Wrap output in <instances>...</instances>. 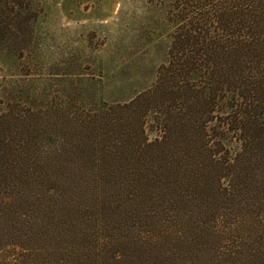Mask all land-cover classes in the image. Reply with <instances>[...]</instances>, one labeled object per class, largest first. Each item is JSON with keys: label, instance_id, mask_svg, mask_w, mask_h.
<instances>
[{"label": "trees", "instance_id": "1", "mask_svg": "<svg viewBox=\"0 0 264 264\" xmlns=\"http://www.w3.org/2000/svg\"><path fill=\"white\" fill-rule=\"evenodd\" d=\"M171 1L155 83L87 134L0 104V264H264V0Z\"/></svg>", "mask_w": 264, "mask_h": 264}, {"label": "rangeland", "instance_id": "2", "mask_svg": "<svg viewBox=\"0 0 264 264\" xmlns=\"http://www.w3.org/2000/svg\"><path fill=\"white\" fill-rule=\"evenodd\" d=\"M175 27L171 0H0V104L54 107L48 125L80 115L87 134L153 86ZM154 116L146 113L144 126L152 141ZM217 121L224 147L236 152L233 131L219 118L210 125Z\"/></svg>", "mask_w": 264, "mask_h": 264}]
</instances>
